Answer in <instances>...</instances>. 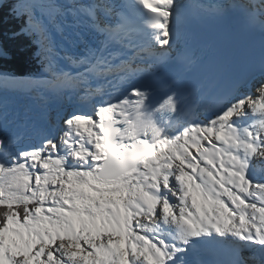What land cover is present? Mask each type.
<instances>
[{
	"label": "snow or ice",
	"instance_id": "obj_1",
	"mask_svg": "<svg viewBox=\"0 0 264 264\" xmlns=\"http://www.w3.org/2000/svg\"><path fill=\"white\" fill-rule=\"evenodd\" d=\"M180 7L0 0L41 68L18 74L0 43V91L47 88L90 108L27 143L0 132V264H205L189 259L201 249L264 264V60L153 83ZM250 7L264 17V0Z\"/></svg>",
	"mask_w": 264,
	"mask_h": 264
},
{
	"label": "rangeland",
	"instance_id": "obj_2",
	"mask_svg": "<svg viewBox=\"0 0 264 264\" xmlns=\"http://www.w3.org/2000/svg\"><path fill=\"white\" fill-rule=\"evenodd\" d=\"M70 42H64L68 51H72ZM45 94H48L47 91H42L38 97H28L29 101L25 97L19 98L15 92L9 94V101L5 100L3 107L0 108V132L6 130L9 134L19 137L21 143H27L36 138L37 132L50 127L59 120H55L57 113L54 109L59 104L60 96L52 95L51 98L45 100L43 96ZM2 99L1 95L0 101Z\"/></svg>",
	"mask_w": 264,
	"mask_h": 264
},
{
	"label": "trees",
	"instance_id": "obj_3",
	"mask_svg": "<svg viewBox=\"0 0 264 264\" xmlns=\"http://www.w3.org/2000/svg\"><path fill=\"white\" fill-rule=\"evenodd\" d=\"M18 21L12 20L7 15V9L0 10V43L6 45L13 53V70L23 76L41 74V68L37 61L32 58L34 51L28 43L27 37L10 39L11 31L17 27Z\"/></svg>",
	"mask_w": 264,
	"mask_h": 264
},
{
	"label": "bare ground",
	"instance_id": "obj_4",
	"mask_svg": "<svg viewBox=\"0 0 264 264\" xmlns=\"http://www.w3.org/2000/svg\"><path fill=\"white\" fill-rule=\"evenodd\" d=\"M250 18V17H249ZM177 54V50L175 51L174 46L172 45L171 49L168 51L167 56L163 57L159 63V66L156 70H158L159 68L164 67L168 62L171 61V59ZM42 91H47L48 94L43 95L45 100H48L49 98L53 96H60V100H59V104L56 105L54 112L57 113V118L59 119L61 116H63L66 112L71 111L77 107H80L82 110L84 111H89L90 108L87 104H78L76 98L74 96H71L70 93L68 92H64V93H58L52 90H49L47 88H39V89H34L31 91H27V90H21V91H17L15 93L18 94V97H25V99H28V97H38L39 94H41ZM14 93V92H2L0 91V96L2 95V100L0 101V108L3 107L2 104L3 102L9 101L8 98L9 94ZM31 100V99H30ZM25 101V100H24ZM29 101V99H28ZM32 101V100H31ZM7 103V102H6ZM11 103H14L11 101ZM30 104V103H28ZM8 105V104H7ZM39 105V104H38ZM35 107V106H34ZM51 120V119H50ZM58 121V120H57ZM52 125V124H51ZM32 127V126H31ZM38 128V127H37ZM32 133V132H31Z\"/></svg>",
	"mask_w": 264,
	"mask_h": 264
},
{
	"label": "water",
	"instance_id": "obj_5",
	"mask_svg": "<svg viewBox=\"0 0 264 264\" xmlns=\"http://www.w3.org/2000/svg\"><path fill=\"white\" fill-rule=\"evenodd\" d=\"M3 124H5V123H3Z\"/></svg>",
	"mask_w": 264,
	"mask_h": 264
}]
</instances>
